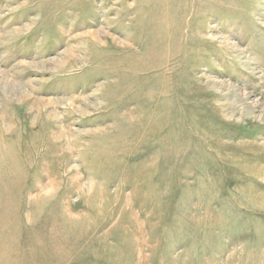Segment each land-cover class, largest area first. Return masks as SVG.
Wrapping results in <instances>:
<instances>
[{"label":"rangeland","instance_id":"374dc122","mask_svg":"<svg viewBox=\"0 0 264 264\" xmlns=\"http://www.w3.org/2000/svg\"><path fill=\"white\" fill-rule=\"evenodd\" d=\"M0 264H264V0H0Z\"/></svg>","mask_w":264,"mask_h":264}]
</instances>
